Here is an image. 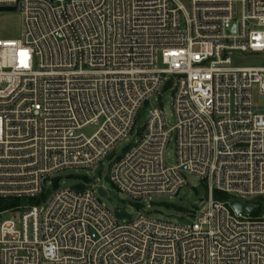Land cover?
I'll use <instances>...</instances> for the list:
<instances>
[{
	"label": "built area",
	"instance_id": "1",
	"mask_svg": "<svg viewBox=\"0 0 264 264\" xmlns=\"http://www.w3.org/2000/svg\"><path fill=\"white\" fill-rule=\"evenodd\" d=\"M19 2L20 38H0V201L15 203L0 208V264H264V64L235 66L264 59V0H0V15ZM163 90L174 128L155 109L117 157ZM105 160L135 201L175 197L191 175L207 202L178 225L118 219L91 184L58 188Z\"/></svg>",
	"mask_w": 264,
	"mask_h": 264
},
{
	"label": "rangeland",
	"instance_id": "2",
	"mask_svg": "<svg viewBox=\"0 0 264 264\" xmlns=\"http://www.w3.org/2000/svg\"><path fill=\"white\" fill-rule=\"evenodd\" d=\"M187 5V4H186ZM22 30V22L19 13H5L0 15V38L19 39ZM264 59L260 55H246L235 58V66H262ZM173 92L163 90L159 95H155L139 112L135 132L116 148V156L131 149L140 139L143 128L151 113L160 108L169 129L174 128L175 118L173 110ZM254 104L258 106L260 112H264V98L257 91L254 92ZM98 130V127L90 126L83 130V134L91 137ZM175 136L173 135L167 147L166 158L169 166L176 165ZM111 161L105 160L103 164L94 169H72L63 172L59 177L58 188H74L78 184H91L97 188H102L107 197L98 194L101 203L111 213L125 211L128 215L137 218L140 214H147L149 217L171 222L178 225H187L193 222V214L200 210L207 202V188L198 178L186 175L187 185L175 197L157 196L135 201L125 194L119 192L110 182L109 173ZM49 191L53 187H47ZM217 200L229 198L225 195L216 193ZM4 221L10 220L9 217L3 218ZM1 249V248H0Z\"/></svg>",
	"mask_w": 264,
	"mask_h": 264
},
{
	"label": "water",
	"instance_id": "3",
	"mask_svg": "<svg viewBox=\"0 0 264 264\" xmlns=\"http://www.w3.org/2000/svg\"><path fill=\"white\" fill-rule=\"evenodd\" d=\"M20 11V2L18 3L17 7L15 8H9V9H1V12H4V13H18ZM235 31V27L233 28V32ZM77 190H82L83 189V186L80 185V186H77L76 187ZM101 195L103 197H106V194L104 193V191H100ZM231 207L235 210V212L237 214H240V212L242 211V202L240 201H233L231 203ZM253 206H248L245 208V212L246 214H250L252 211H253ZM116 217L118 219H127V220H130L131 217L126 214L125 212H116Z\"/></svg>",
	"mask_w": 264,
	"mask_h": 264
},
{
	"label": "trees",
	"instance_id": "4",
	"mask_svg": "<svg viewBox=\"0 0 264 264\" xmlns=\"http://www.w3.org/2000/svg\"><path fill=\"white\" fill-rule=\"evenodd\" d=\"M14 205H15V203H12V204H4L3 202L0 201V208H1L2 210L7 209V208H11V207H13Z\"/></svg>",
	"mask_w": 264,
	"mask_h": 264
}]
</instances>
